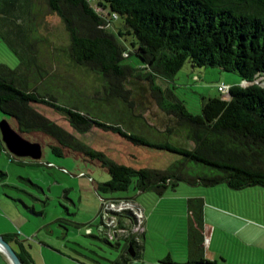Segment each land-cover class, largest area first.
<instances>
[{"label":"trees","instance_id":"1","mask_svg":"<svg viewBox=\"0 0 264 264\" xmlns=\"http://www.w3.org/2000/svg\"><path fill=\"white\" fill-rule=\"evenodd\" d=\"M25 1L26 5L28 0ZM2 2L0 14L12 11L15 0ZM45 2L60 17L67 32L65 53L70 61L101 77L103 91H98L99 100L131 104L130 89L122 81L127 75L142 77L150 83V94L157 106L191 145L165 138L151 140L125 129L119 116L112 120L101 118L95 105L78 103L86 100L78 101L62 92L60 95L52 88L41 91L36 85L39 79L32 74L33 78L27 74L17 78L13 69L0 64V112L14 118L19 132L38 131L49 136L54 142H47L48 148L55 155H62L66 148L96 159L108 173L105 180L94 186L98 196L103 195L101 192L124 190L129 185L139 192L152 189L160 193L177 180L203 185L224 182L231 188L264 186V0H97L100 7L121 20L123 29L115 32L107 29L105 15L88 0ZM120 34H128V45L123 37H118ZM130 55L137 59L136 66L127 61ZM31 56L29 67L37 66ZM184 61L193 66L210 65L232 71L238 80L231 82L226 91L216 88L220 94L203 98L200 111L192 113L168 84ZM156 77L166 80L164 87L156 83ZM32 102L56 109L78 132L91 126L111 129L134 144L171 151L178 157L163 168L117 162L101 150L90 148L42 114ZM170 130V126L165 127L166 133ZM11 155L16 162L23 160ZM187 210L195 230L194 236L190 232L187 236L190 254V245L199 239L202 224L200 199L188 200ZM133 242L130 243L134 251ZM17 255L23 264L30 263L24 248ZM166 262L214 263L202 256Z\"/></svg>","mask_w":264,"mask_h":264},{"label":"rangeland","instance_id":"2","mask_svg":"<svg viewBox=\"0 0 264 264\" xmlns=\"http://www.w3.org/2000/svg\"><path fill=\"white\" fill-rule=\"evenodd\" d=\"M25 2L15 0L12 11L0 14V64L13 69L15 77L35 76L39 79L36 85L41 91L52 88L60 95L86 100L78 103L95 105L97 115L106 120L119 116L125 129L141 133L151 140L165 138L176 144L191 145L190 141L183 140L181 132L176 131L173 120L157 106L150 94L153 91L150 83L142 77L127 75L122 81L130 89L128 98L131 104L99 100L98 91H103L102 79L97 73L70 61L65 53L68 35L60 17L45 0H28L26 5ZM109 15L105 14V19L109 20L105 24L107 29L118 31L122 27L121 20ZM118 37H123L125 45L130 40L128 34ZM31 54L37 66L31 65L30 68ZM136 60L134 55L127 58L133 66L137 65ZM237 80L238 75L232 71L210 65L193 66L184 61L168 84L190 112L198 113L203 98L220 94L216 89L218 83L230 84ZM155 81L161 87L167 83L161 77H156ZM32 105L90 148L101 150L117 162L134 167L163 168L178 157L171 151L134 144L111 129L91 126L84 132H78L62 113L51 106L41 102H32ZM1 118L16 129L13 117L0 112ZM167 126L171 127L169 133L165 132ZM21 134L41 143L40 157L33 160L19 156L27 161L23 163L8 161L6 157L12 155L1 141L0 170L5 167L9 180L24 186L22 188L26 191L22 192L38 208L35 212L29 208L27 211L35 217L49 220L38 232L47 238V249L53 246L57 250L76 249L79 254L73 255L75 258L92 264H169L167 259L184 262L188 258L204 257L206 251V258H215L214 263L207 264H264V186L253 184L231 188L224 182L203 185L177 180L173 185L165 186L160 193L152 189L139 192L132 185L124 190L101 192L102 196H131L144 211V232L140 236L137 233L134 242L130 237L129 240H116L106 236V229L99 222L100 199L94 188L97 182L108 177L106 169L96 159L85 157L78 151L63 148L62 155H55L47 144L54 141L41 132ZM195 199L201 201L202 224L198 229L199 239L190 245L193 249L189 254L187 236L189 232L194 236L195 230L192 229L194 225L187 210V201ZM52 241L58 243L52 245ZM129 241L133 242V254L127 251ZM62 243L63 246L60 245ZM30 256L33 258L35 255ZM63 263L60 259L54 264Z\"/></svg>","mask_w":264,"mask_h":264},{"label":"crops","instance_id":"3","mask_svg":"<svg viewBox=\"0 0 264 264\" xmlns=\"http://www.w3.org/2000/svg\"><path fill=\"white\" fill-rule=\"evenodd\" d=\"M6 158L8 161H15L12 157ZM25 161L26 160L23 159L18 163H23ZM5 165L6 167H9L8 163H5ZM0 173V234L4 239L10 242L11 246L16 251V254L20 248H24L30 257L29 264H54L60 259L64 262L63 264H92L89 261L80 262L77 258H75L73 255L79 254V251L76 249L66 248L65 250H57L54 246L52 249H47V238L44 235H38V232L39 229L49 220L41 217H35L30 214L27 211V208H29L32 212L37 211L38 208L33 204V201L31 202L28 200V196L24 195L23 192L26 191L22 188L24 186H19L12 179L9 180V175L7 174L8 170H6L5 167L0 170ZM20 203L24 205V208L20 205ZM143 232L139 233V236ZM206 239L207 237L205 236L204 240ZM51 243H53L52 245H56L58 242L52 241ZM60 245L63 246L64 243ZM53 249H55V251ZM205 253L208 254L207 251ZM31 254L32 256H35L32 258L30 256ZM206 254L203 255L204 258H206ZM212 255L214 256V254ZM209 260L214 261L215 258H209ZM225 260L226 258H224V261ZM226 263L231 264L230 262ZM0 264H11L8 257L1 249Z\"/></svg>","mask_w":264,"mask_h":264},{"label":"built area","instance_id":"4","mask_svg":"<svg viewBox=\"0 0 264 264\" xmlns=\"http://www.w3.org/2000/svg\"><path fill=\"white\" fill-rule=\"evenodd\" d=\"M89 3L96 9L102 10L103 8L97 4V0ZM105 10V9H104ZM100 12V11H99ZM102 14L110 13L109 17H115L112 12L102 11ZM109 20L107 19V22ZM106 24V23H105ZM229 84L220 82L216 85L219 91H226ZM99 222L105 227V234L108 238L131 237L135 239L137 233H141L143 229V211L142 208L135 200L120 196V197H102L99 196ZM89 231V228L86 227Z\"/></svg>","mask_w":264,"mask_h":264},{"label":"water","instance_id":"5","mask_svg":"<svg viewBox=\"0 0 264 264\" xmlns=\"http://www.w3.org/2000/svg\"><path fill=\"white\" fill-rule=\"evenodd\" d=\"M0 139L5 148L15 156H27L38 159L41 155V143L24 137L21 132L13 128L4 118L0 119ZM1 174V173H0ZM0 249L6 254L11 264H23L10 242L0 234ZM127 251L133 254L131 243Z\"/></svg>","mask_w":264,"mask_h":264},{"label":"flooded vegetation","instance_id":"6","mask_svg":"<svg viewBox=\"0 0 264 264\" xmlns=\"http://www.w3.org/2000/svg\"><path fill=\"white\" fill-rule=\"evenodd\" d=\"M128 238H129V237H125L124 239L129 240ZM129 243H130V241H129ZM129 243H127V244H129Z\"/></svg>","mask_w":264,"mask_h":264}]
</instances>
